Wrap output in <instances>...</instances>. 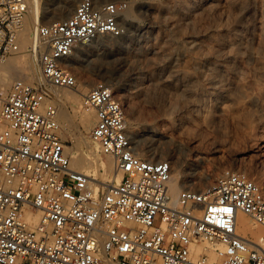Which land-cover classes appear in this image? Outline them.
I'll return each instance as SVG.
<instances>
[{
    "label": "built area",
    "instance_id": "obj_1",
    "mask_svg": "<svg viewBox=\"0 0 264 264\" xmlns=\"http://www.w3.org/2000/svg\"><path fill=\"white\" fill-rule=\"evenodd\" d=\"M25 0H0V57L18 50ZM114 3L82 0L67 19L37 23L34 49L43 77L75 89L65 64L79 42L100 34L120 35ZM49 95L42 85L16 81L0 120V264H264V238L237 232V212L264 226V188L246 174L226 171L213 189L183 191L172 207L166 193L171 166L133 151L122 104L105 85L85 95L96 111L92 138L111 155L122 180L96 199L89 180L69 168ZM42 213L30 226L25 209ZM205 241L220 254L193 258L190 243ZM219 246H223V250Z\"/></svg>",
    "mask_w": 264,
    "mask_h": 264
},
{
    "label": "rangeland",
    "instance_id": "obj_2",
    "mask_svg": "<svg viewBox=\"0 0 264 264\" xmlns=\"http://www.w3.org/2000/svg\"><path fill=\"white\" fill-rule=\"evenodd\" d=\"M81 1L82 0H76L74 9ZM93 1L97 5L104 3H114L120 9L119 17H118V23L121 30L120 35L117 36L108 35V34L98 35L102 37V41L106 43L112 41L118 44L119 46L120 45L123 46L122 48H125L126 46L131 45L130 42H128L129 40L127 41L126 35L132 32L133 30L136 31L137 27H142V31L137 35L140 37L138 38L142 40L141 45H143L144 50L148 51L149 53V49L150 51L152 48L158 49L159 48L158 45H159L161 46L159 48L161 51V55L159 57L156 56L155 58V56L147 54L148 56L146 55V59L143 57L140 58L138 55L134 53H131L126 56L110 55L109 57L107 55L108 54L107 49L109 50V48L105 50L102 49L101 46L98 45V43H100V39H98L97 38L98 36H96L93 38L94 40L91 43V45L90 44L86 45V43L77 44V48L83 50L87 49L88 51L87 53L90 55L86 57L84 56L82 57V59H79L76 62L75 64L76 68L75 70H73V72L76 74V78L78 81L77 87L75 89H67V90H69L74 94H78L81 85L85 81L91 83V86L89 87L88 91L94 86L104 85L103 83L105 82L109 83L110 84L109 88L113 91L115 96L121 101L123 105L125 121L127 126L126 127L127 133L130 135L135 134V132L137 131H141L143 133L141 136H137L135 138V141H137V151L143 154L146 158L151 159L155 162L170 160L172 162V167H173V172L171 173V180L178 181L180 177V180H182L183 178L184 181L181 184L182 187L180 191L189 190V189L196 191L213 189V187L217 184V181L226 171L244 173L249 178L253 179L256 183L264 187V79H263L264 77L262 76L259 77L254 74L253 71L255 67L254 62L245 65V70L247 72L248 85H249L248 89L251 87V92L254 91L251 94L252 96L255 95L253 99L254 103L252 102V105H250L251 108L249 107L247 108V112L248 113L250 112L251 115L250 113L249 115L252 117L251 118L252 123L250 127L247 129H243V128L240 129L241 126L237 125L238 123L237 121L236 124L232 123L233 116L229 115L231 113L217 115V117L214 118V121L216 120L217 121L213 123L212 122L209 123L208 118H207V123H205L204 116L199 117L200 115L192 113L193 115L188 118V124L186 125V127L177 130L175 121L180 116L179 115V112L181 110L180 108L183 109L185 105L187 106L188 102L191 99H193L195 95L192 94L184 98L178 96L176 99L175 95L173 96L169 94L171 97L168 95L169 93L167 91L168 89H165L164 87L160 88L159 85L155 83L149 84L148 88H146V91L145 89L141 91L138 90V87L136 88L137 83L139 81L137 76H133V77L131 76V72L134 68L137 69L140 68V70H142L143 68L145 69L148 66H149L148 68L150 67L152 68L153 64L155 63L159 64V62H161L160 64H164L169 60H172L176 64L178 69L180 67L179 70H184L186 69L185 67H187V69L190 68L191 67L190 61L192 60L194 55H197L198 53H196V51L195 52L190 51V44L188 43L189 42L188 37L190 35H194V36L199 35L198 37H200L205 31L209 30L212 27V25H215L214 21H216L215 19L217 15L210 16L207 12H203V10L200 9L202 11L201 12L199 10L200 8L199 5H197L193 10L189 11L190 14L188 15H186L187 12L185 10L184 11L186 13L183 12L182 10V12L180 11V13L179 12L170 13L168 11L166 12L163 11L161 13L156 12L157 14L156 13L150 14L149 12H146L143 8H141L140 3L143 0H93ZM153 1L159 3L162 0H153ZM166 1L163 0L159 4H162ZM171 1H183V3H188L190 0H171ZM248 1H251L250 2L251 9L249 11H250V15L251 14L253 15L250 16L252 18L250 17L249 18L250 20L252 19L254 20L255 14L260 13L259 11L260 9L264 10L262 8L263 6H261L262 0L261 1L248 0ZM42 2L44 3V6L46 8L45 13L43 15L44 20H46V23L48 24L65 20L69 18L75 11L72 10V12L70 11L66 13L68 10L65 7L66 2H64L63 0H42ZM263 2L264 1H262V4ZM189 3H191V1ZM255 6L256 8H254ZM195 9L196 11L197 10L198 11L195 12L194 11ZM254 9L255 11H253ZM189 15H191V17ZM206 15L210 18L208 19ZM182 16L184 17L188 16L187 17L188 19ZM189 17L191 20H189ZM171 18L175 19L176 21L175 26H172V24L169 25L171 23L170 20H172ZM217 19H219L221 22L220 16H217ZM185 20H187V22H185ZM219 20H217L218 24L220 23ZM197 29L198 30L201 29L202 31L200 30L197 31ZM255 30L254 32H257L258 34L260 33L258 28H256ZM33 35L34 34H32V30H31L29 36L32 40L30 44H28L26 49L20 45L22 41L19 40L18 42L19 51L16 54L11 55L6 59H0V60H5L6 62L13 65L15 62L18 61V59L22 54L24 53L32 54L33 47L35 44V35L34 36ZM257 41H256V47H262L263 46L262 44L260 45L257 44L259 43V40ZM137 46L139 47V45ZM137 46L136 48H138ZM164 48L166 51L164 50ZM261 55L264 58V49L262 50ZM187 56H189L190 60L188 59ZM119 58H121V61H123V65L121 68H117L115 66V63L116 61H119ZM72 59L73 58L71 57L69 61L72 62ZM149 63H151L152 66ZM163 74H162L163 77L169 78V73L167 70L164 71ZM151 77L156 78L157 76L156 74L153 75L151 74ZM182 77L183 76H181L180 78ZM31 84L35 85L34 83ZM8 88L9 86L7 85L0 86V95L2 96V98H5ZM84 96L85 95L82 96L81 104H80L81 107L79 109L78 107H76V104L72 102H66L63 105L60 103L59 104L56 103L59 108V111L61 110L67 113V115L72 120L70 124V133H65L63 131V123L61 122V120L58 119L59 121L58 124L62 129V134H61L62 140L64 141L66 146H70L73 148L76 146V142L80 137L78 133V129H80L79 120L80 117L82 116L81 114L85 113L87 114L86 119L89 122L91 128L88 133H85L84 138L87 139L89 142H92L96 152V157L100 162L105 163L109 159H111L114 163L112 157L101 153L99 144L91 137V130L96 122V111L93 108H89L84 105ZM167 98L170 99L174 98L173 101L175 103H173V101H171L172 103H170L169 102L170 99L167 100ZM176 101L181 103V104L177 103L178 105L179 104L181 105V106L179 105L180 108L177 107L178 105L176 104ZM47 103H48L47 105L54 104L56 106L55 102H51L50 99ZM167 104L170 105L172 104L173 106L176 105L175 107L179 108L178 109L179 111L173 106L172 108ZM166 105L168 106L169 109L171 107V109L169 110ZM0 111H1V107H0ZM175 111L177 114H175ZM183 113L190 116L191 110L185 112L184 109V111H182V114ZM229 116L232 117V120L230 119ZM201 120L203 121L201 122ZM199 122L202 124V126ZM197 123H199L200 125ZM211 124L213 125L210 126ZM2 126H3L2 123H0V128ZM152 131L166 134L167 138L165 139L164 143H162L163 141L161 142L155 140L153 138ZM193 139L198 140L199 143L201 144V146L200 144L198 146L199 149L198 147L197 148L193 147L192 145V142L194 141ZM214 147L217 148L219 147V149H221L220 152L215 154L212 153ZM258 150H262V151L257 152ZM67 152L70 155V152L68 150ZM179 163L182 167L181 170L178 171L177 173L176 170L178 169L177 167ZM93 176L94 177L97 176L98 178H101L103 177V174L95 175L93 173ZM206 178H210L211 180L212 179L213 180L212 181L210 180L211 182L209 184L198 182L199 179L203 180ZM239 232L242 233V231L240 230ZM248 236L252 238H258L261 236L264 237V235L258 233L256 235L248 233Z\"/></svg>",
    "mask_w": 264,
    "mask_h": 264
},
{
    "label": "bare ground",
    "instance_id": "obj_3",
    "mask_svg": "<svg viewBox=\"0 0 264 264\" xmlns=\"http://www.w3.org/2000/svg\"><path fill=\"white\" fill-rule=\"evenodd\" d=\"M63 1L66 2L65 3L66 5L65 4L64 5L68 10L66 13L70 11L72 12V10H75L74 6H75L76 0H63ZM190 1L191 3H189ZM190 1L188 3H183V1L167 0L166 2L162 4H159L160 2L156 3L153 0H143L140 3L141 8H143L146 12H149L150 14H153L156 12L161 13L163 11L165 12L168 11L170 13H176V12L180 13V11L182 12L183 10V12L186 11L187 12L186 15H188L190 14L189 11L193 10L197 5H199L200 6L199 10L202 9L203 12H207L210 16L211 15L220 16L221 22L219 19H217V16H216V19L215 18L214 19L216 21L219 20L220 22L219 24H218V21L217 22L214 21L215 25H212V27L207 31L203 30L205 32L202 35L200 34L201 35L200 37H198L199 35L198 36L190 35L188 37L189 38L188 43L190 44V51L191 52L196 51V53H198L197 55H194V57L190 61L191 62V67L189 65L190 68L187 69V67H185L187 70L184 68H183L184 70H179L180 67L178 69V67L172 60H169L168 62L164 64H160L161 62H159V64L152 63L153 66L151 65V63H149L152 66V68L151 67L148 68L149 66L145 69L143 68L142 70H140V68L139 69L134 68L131 72V76L132 77L137 76L139 80L136 88L138 87V90H141V91L145 89L146 91V88H148L149 84L155 83V84H158L160 88L164 87L165 89H168L167 90L169 92L168 95L169 94L173 96L175 95L176 99L178 96H181L184 98L192 94L195 95V97L191 99L188 102V104L186 103L187 106L185 105L183 109L179 107L181 103L176 101V104L180 103L179 105L177 104L178 105L177 107L181 109L179 112L180 116L178 115L179 117L178 118L176 117L177 119L175 121L177 130L186 127V125L188 124V118L191 117L193 114L200 115L199 117L204 116L205 123H207V118L209 120L208 121L209 123L211 122L213 123L217 121L216 119H215L216 121H214V118L217 117V115L226 114V113L227 114L231 113L229 115L233 116V120H232V117L229 116L230 119L233 121L232 123L236 124V121H237L238 122L237 125L241 126L240 129L241 128L247 129L250 127L252 123L251 121L252 117L250 116L251 113L249 112L250 113L249 115V113L247 112V108L248 107L251 108L250 105H252L255 95L252 96L251 93L254 91L251 92V87L249 88L250 90L248 89L249 85H248V78H247V72L245 70V65L251 62H254L255 64V67L253 70L254 74L259 77L260 76L264 77L263 76L264 75V58L261 55L262 50L264 49L263 47L264 46V10L260 9L259 10L260 13H256L254 20L252 19L253 20L252 21L250 20V18H252L250 16H253V15L252 14L250 15V11H249L251 9L250 8L251 1H248V0H190ZM262 1H261V6H263L262 8L264 9V5H263L264 2L262 4ZM25 4L27 6V11L23 17L21 27L17 32V38H18L17 43L19 42V40H21L22 42L20 43V45L26 49L28 44H30L32 40L29 36V33L31 32V30H32V34L35 35V27L37 23H42L45 25H47L48 23H46V20H44L43 15L45 13L46 8L42 0H25ZM95 5L99 6L101 4L99 5L95 4ZM254 8H256V6ZM196 9L194 10L195 12L198 11V10L196 11ZM34 10H36L37 13ZM253 11H255V9ZM191 15L189 16L191 17ZM207 15L206 17L209 19L210 17H208ZM118 17H119V14H118ZM118 17H117V22H118ZM187 17H184V18H187ZM190 17H189V20H191ZM171 19L172 20H170L171 23L169 22L170 23L169 25L172 24V26H175L176 25L175 19L174 18H171ZM222 20L225 22H223ZM185 22H187V20H185ZM256 28L259 29L260 31L259 34L257 32H254ZM199 30L202 31L201 29ZM199 30L197 29V31ZM141 31H142V27H137L136 31L133 30L132 32L126 35L127 41L129 40L128 42H130L131 44L129 45L130 47L126 46L125 48H122L123 46L121 45L119 46L118 44L112 41L106 43L102 41V37L100 36L97 37L98 39H100V43H98V45L101 46V48L104 50L109 48V50L107 49V53H108L107 55L109 57L110 55L126 56L131 53H134L138 55L140 58L143 57L145 59H146L147 54L153 55L155 56V58L156 56L159 57L161 55V51L159 49L161 46L159 45H158L159 47L158 49L152 48L151 51L149 49V53L148 51L144 50L143 45H141L142 40H140L139 39L140 37L137 35ZM255 31H258V30H255ZM23 32H24V35H23ZM93 40L94 39H89L87 41H83V42L81 41L77 44L86 43V45H89V44L91 45ZM257 40H259V43L257 44L259 45L262 44L263 45L262 47H256ZM77 44L72 49L71 54L65 60V64L69 67L70 71L73 73L75 77H76V74L73 72V70H75L76 68L75 66L76 62L79 59H82V57L84 56L86 57L90 55L87 53L88 52L87 49L83 50V49L77 48ZM137 45H139V47ZM136 46L138 48H136ZM18 51H19V43H18V50L15 53L10 54L9 56L5 58L0 57V59H6L10 57L11 55L16 54ZM39 52L40 51H38L37 49L35 50L33 47L32 54H28V53L22 54L20 58L18 59V61L15 62L13 65L6 62L5 60H0V86H3V85L9 86L5 98H2V96L0 95L1 111L3 109L4 101L7 95L9 94V91L12 85L16 81L27 82L28 84L32 86L42 85L49 95L48 99L46 98L42 108L45 109L49 105H52L53 108L56 110L55 121L58 125V134L62 140V137H61L62 129L60 128V125L58 124L59 122L58 119L61 120V122L63 123V131L65 133H70V124L72 120L67 115V113L61 110L59 111V108L56 103L58 104L60 103L63 105L66 102H72L76 104V107H78L79 109L81 107L80 104H81L82 96L86 95L89 92L88 89L91 86V83L88 81H85L81 85L78 94H74L70 92L69 90H67L69 88L55 87V86L47 84L43 77V73H42V69H41V65L39 61ZM71 57L73 58L72 62L69 61ZM187 57L189 59V56ZM122 65H123V61H121V58H119V61H116L115 66L117 68H121ZM166 70L169 73V78L163 77L164 76L163 72ZM151 74L152 75L156 74L157 77L152 78ZM181 76L183 77L180 78ZM31 83H34L35 85ZM103 84L105 86H108V88L110 87V84L107 82ZM49 99L51 102H55L57 108L54 104L47 105L48 104L47 102L49 101ZM168 99L170 98H167V100ZM173 99H170L169 102L172 103L171 101H173ZM119 102L121 103L120 100ZM173 103L175 102L173 101ZM167 105L171 107L173 106L172 104L171 105L167 104ZM175 106L176 105H174L173 107L176 108ZM179 108H176V109L178 110ZM184 109H185V112H187L188 110H191L190 116H188L185 113L182 114V111H184ZM176 111H175V114H177ZM83 114H81L82 116L80 117V120H79L80 129H78V133L80 137L78 138L76 142V146L74 148L70 146H66L63 140H62V143H63L65 154L69 159V168L72 171L85 175L87 179L89 180V185L92 188L95 198L100 199L104 192L110 190L114 185L119 184L121 182L122 173L117 170L114 158L109 154H105L102 151L100 143L96 141L99 144L101 153L112 157L115 164L113 163L111 159H109L105 163H102L97 159L94 145L92 144V142H89L87 139L84 138L85 133H88L91 127H90L89 122L86 119L87 114L85 115ZM202 121L203 120H201V122ZM0 123H2L3 125L0 128V132H2L3 129L5 130L7 129V127H9V124L4 121L0 120ZM212 125L213 124H211L210 126ZM92 130H91V133H92ZM126 133H127V129H126ZM152 133H153V138L161 142L163 141L162 143H164L165 139L167 138V135L164 133H159L156 131H152ZM142 134L143 133L141 131H137L133 135H130L127 133V136L132 144L133 151L136 154V156L142 159H145L147 161H150V162H155L151 159L146 158L143 154L137 151V141H135V138L137 136H141ZM199 144L200 143L198 140H194L192 142V145L194 148H197ZM67 150L70 152V155L68 154ZM220 150L221 149H219V147L218 148L214 147L212 153L214 154L218 153L220 152ZM260 151L262 150H258L257 152H260ZM166 161L169 162L171 166V173H172L173 172L172 162L170 160H166ZM181 167L182 166L179 163L177 167L179 170L178 169L176 170L177 173L178 171L181 170ZM93 173L95 175L103 174V177L101 178H98L97 176L94 177ZM210 180H211L210 178H206L203 180L199 179L198 182L209 184L213 179L211 181ZM183 182H184L183 178L182 180H180V177L178 181L171 180V175H170V179L166 183V193L169 197L170 204L172 207L179 206V197L183 191H186V190L180 191L182 187L181 184ZM167 185H168V188H167ZM262 188L264 187L262 186ZM191 191H196V190H191ZM201 191H204V190H201ZM208 191H210V189ZM25 219L31 227L36 226L42 221V213L39 211H34L30 208H26L25 209ZM239 230L242 231L243 234L240 233ZM237 232L243 237L248 238V239L250 238L255 241L256 240L258 241L260 238H264L263 236L258 237V238H252L248 236V233L253 234V235H256L257 233L264 235V226L258 223L250 215L242 211L237 212ZM219 247L220 249L223 250V246H219ZM189 248H190V252L193 258L195 259L199 258L201 255H206L208 256V259L211 262L221 261L220 254L217 251H215L213 246H211L205 241L194 240L193 242L190 243Z\"/></svg>",
    "mask_w": 264,
    "mask_h": 264
}]
</instances>
